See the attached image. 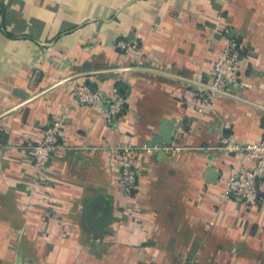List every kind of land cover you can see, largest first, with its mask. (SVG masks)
<instances>
[{
  "label": "crops",
  "instance_id": "crops-1",
  "mask_svg": "<svg viewBox=\"0 0 264 264\" xmlns=\"http://www.w3.org/2000/svg\"><path fill=\"white\" fill-rule=\"evenodd\" d=\"M229 39L234 95L201 111ZM75 83L117 89V122ZM54 119L64 148L36 183ZM224 139L264 140V0H0V264H264V180L256 204L226 196Z\"/></svg>",
  "mask_w": 264,
  "mask_h": 264
},
{
  "label": "built area",
  "instance_id": "built-area-1",
  "mask_svg": "<svg viewBox=\"0 0 264 264\" xmlns=\"http://www.w3.org/2000/svg\"><path fill=\"white\" fill-rule=\"evenodd\" d=\"M242 65L241 46L235 39H229L215 62L209 82L201 83L203 90V100L199 108L201 111L210 106L214 97H233V88L238 81ZM72 94L81 105L103 106L110 123H116L124 112L125 99L117 89L111 94H105L89 83H75L72 85ZM63 127L64 123L61 119L51 120L44 130L43 137L32 146L33 164L37 170L36 183L47 181L56 152L64 148V144L60 141ZM220 147L228 153H233L237 160L229 169L226 196L237 198L246 204H256L264 180V140L236 143L224 139ZM108 150L119 154L121 183L125 193L131 195L136 189L139 175L133 159L135 147L132 144H120L109 146ZM248 160L254 162L252 168L245 165Z\"/></svg>",
  "mask_w": 264,
  "mask_h": 264
}]
</instances>
